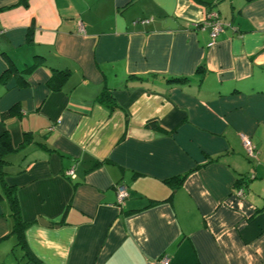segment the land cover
Returning a JSON list of instances; mask_svg holds the SVG:
<instances>
[{
  "label": "crops",
  "instance_id": "crops-1",
  "mask_svg": "<svg viewBox=\"0 0 264 264\" xmlns=\"http://www.w3.org/2000/svg\"><path fill=\"white\" fill-rule=\"evenodd\" d=\"M2 135L0 264H264V0H0Z\"/></svg>",
  "mask_w": 264,
  "mask_h": 264
},
{
  "label": "built area",
  "instance_id": "built-area-1",
  "mask_svg": "<svg viewBox=\"0 0 264 264\" xmlns=\"http://www.w3.org/2000/svg\"><path fill=\"white\" fill-rule=\"evenodd\" d=\"M143 23H149L145 20ZM201 28H210L209 32V43L207 47L210 48L214 46L215 40L220 33L223 31V25L219 21L218 15L214 11H210L205 15L204 20L201 22ZM241 142L243 149L248 157L253 158L255 154V149L251 145L250 141L245 136H241ZM64 176L67 178H74L73 169L65 171ZM116 194V205L120 208L124 205L125 201L128 198V193L126 187L123 184H118L115 186ZM232 195L236 198H241L244 195V190L242 188H235L232 190ZM170 259L167 255L160 256L155 262L149 264H169Z\"/></svg>",
  "mask_w": 264,
  "mask_h": 264
},
{
  "label": "trees",
  "instance_id": "trees-1",
  "mask_svg": "<svg viewBox=\"0 0 264 264\" xmlns=\"http://www.w3.org/2000/svg\"><path fill=\"white\" fill-rule=\"evenodd\" d=\"M24 5H25V7H27V1H25ZM98 101L99 102L106 101L107 102L106 105H108V107L110 109L114 108L113 101H111V98L107 94H104V93L101 94L98 97ZM7 116H10V113ZM150 127H152L153 129H156V130L158 129V126H156V125H150ZM13 151H14L13 147L11 146L10 143H8L5 140V136L4 135L0 136V157L5 153H10ZM0 163H3V161L1 159H0ZM2 174L3 173H0V175H2ZM3 192L6 195L7 199L11 203L12 216L14 217V224L12 227L11 234H13L16 237L18 244L22 245V247L25 248L24 229L26 228L27 224L23 223L19 219L17 206H16V199H15L13 191L7 187H4ZM25 255H27V256L29 255L27 250L25 252Z\"/></svg>",
  "mask_w": 264,
  "mask_h": 264
},
{
  "label": "water",
  "instance_id": "water-1",
  "mask_svg": "<svg viewBox=\"0 0 264 264\" xmlns=\"http://www.w3.org/2000/svg\"><path fill=\"white\" fill-rule=\"evenodd\" d=\"M168 22H170V23H171V21H167V23H168ZM167 27H169V28H170V27H171V25H169V24H168V25H167ZM39 223H40L41 225H43V226H50L49 224H47V223H45V222H43V221H39Z\"/></svg>",
  "mask_w": 264,
  "mask_h": 264
},
{
  "label": "rangeland",
  "instance_id": "rangeland-1",
  "mask_svg": "<svg viewBox=\"0 0 264 264\" xmlns=\"http://www.w3.org/2000/svg\"><path fill=\"white\" fill-rule=\"evenodd\" d=\"M13 256H14V254H13Z\"/></svg>",
  "mask_w": 264,
  "mask_h": 264
}]
</instances>
